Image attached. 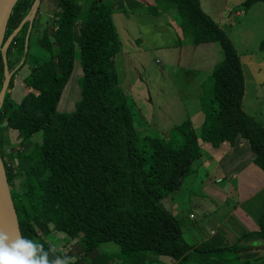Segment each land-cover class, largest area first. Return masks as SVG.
<instances>
[{
	"label": "trees",
	"instance_id": "16d2710c",
	"mask_svg": "<svg viewBox=\"0 0 264 264\" xmlns=\"http://www.w3.org/2000/svg\"><path fill=\"white\" fill-rule=\"evenodd\" d=\"M84 1L39 0L32 20L21 24L34 0H18L4 33L3 42L12 36L5 63L0 53V90L4 66L10 71L21 56L22 61L11 70L3 93L0 126L15 132L23 145L41 133V142L25 151L17 165H10L0 150L21 236L52 249L50 259L66 257L67 264L82 263L83 257H90L89 264H106L115 256L124 264H144L145 258L149 264L160 255L185 264L193 252L205 262L213 261L215 252L236 249H216L209 241L191 247L170 202L204 146L218 149L214 157L220 159L245 142L251 161L264 173V125L241 107L242 66L230 38L199 0H160L172 3L182 16L189 44L216 41L222 59L211 72L212 90L200 131L188 120L168 135L140 136L133 103L116 73L122 44L111 2L90 0L84 7ZM256 2L264 0H243L241 6L246 9ZM258 48L264 50V37ZM40 50L45 57L39 56ZM27 57L43 60L26 66ZM76 57L82 70L80 98L73 109L61 111L58 101ZM15 90L21 97L17 102ZM257 223L258 230L245 237H264V206ZM107 241L119 247L114 257L97 253L98 245ZM59 242L70 257L74 246L79 248L73 261ZM221 256L214 261L227 264ZM258 257L264 261V253L253 261Z\"/></svg>",
	"mask_w": 264,
	"mask_h": 264
},
{
	"label": "rangeland",
	"instance_id": "374dc122",
	"mask_svg": "<svg viewBox=\"0 0 264 264\" xmlns=\"http://www.w3.org/2000/svg\"><path fill=\"white\" fill-rule=\"evenodd\" d=\"M89 1H84V7ZM236 1L230 0V3ZM134 2V6L112 11V18L122 44V51L116 54V73L122 91L133 103L135 126L139 135H168L175 125L188 120L197 131H200L207 109L206 102L212 90L213 63H218L219 58L222 59L220 45L216 41L194 46L186 45L191 42L190 34L186 29H182L183 18L172 3H162L160 0H134ZM222 3L223 0H212L213 9L210 12L213 13L208 12L218 25L225 20V14L224 17L219 18L220 11H216ZM259 5L261 8L253 10L249 21L245 20L248 16L244 17V14H241L234 17L235 25H240L239 27H227L230 38L246 37L252 50L257 49L259 41L264 37V3ZM35 37L36 35L31 36L33 50L36 49ZM39 53V56L45 57L42 50ZM20 59L15 62L13 68L20 64ZM42 60L27 57L25 65L39 63ZM25 72L26 70L24 74ZM81 74L79 59L76 57L72 73L62 91L66 99L62 100L64 96L61 97L59 109L65 111L73 109L80 98ZM18 80L17 78V82ZM24 87L19 85L18 89L22 91ZM12 96L16 102L21 98L16 90L12 91ZM15 134L10 129L0 126V150L10 165H17L23 159L20 157L25 151L32 150L41 142L40 132L33 135L24 145L19 142V137ZM226 153H229L228 150ZM236 153L233 157L241 159L237 161L240 164L244 157ZM218 154H220L219 150L215 147L204 146L196 165L193 164L194 168L180 179L179 187L170 201L173 202L171 211L178 219L182 236L191 247L195 239L201 238L202 232L212 224V215H244L239 209H244L245 206L253 209L255 201L262 200V205L264 204V189L261 193H253L251 197L246 195L252 188L249 189V181L253 185L260 183L256 168L247 172H225L221 166H218L219 161L214 157ZM241 190L246 194L240 195ZM232 233V231L227 233L230 238H234ZM58 235L55 234L56 237ZM251 238V235L245 237V234H242L237 238L238 242L233 243L237 246L236 249L225 251L223 255L222 252H215L211 258L222 255L221 258L227 259V264H253V258L264 253V237H258L260 238L258 241H261L263 246L258 242L254 244L255 252L253 250L249 252V257L243 258V253L238 251L240 245L248 247L247 239ZM58 246H62L61 251L70 257L68 254L71 252L66 251L67 247H63L62 242H59ZM78 249L74 246L73 257L76 256ZM118 250V245L113 241H107L97 247V253L103 256L114 257ZM195 254V252L192 254L194 258H196ZM73 257L71 256L69 261H73ZM89 258L83 257L82 263L72 264H89ZM116 258L115 256L111 262L108 260L106 264H124ZM151 259L149 264L162 263L153 260V257ZM145 260L144 264H147V258Z\"/></svg>",
	"mask_w": 264,
	"mask_h": 264
},
{
	"label": "crops",
	"instance_id": "0c3cea01",
	"mask_svg": "<svg viewBox=\"0 0 264 264\" xmlns=\"http://www.w3.org/2000/svg\"><path fill=\"white\" fill-rule=\"evenodd\" d=\"M104 1L106 3L111 2L112 11L124 10L126 7H129L130 5L133 6L135 5L134 0H104ZM199 1L202 9L207 14L208 12L212 11L213 9L211 7L212 0H208V2H206V0H199ZM242 2L243 0H237L236 2L230 3V0L227 1L223 0L221 7L218 8V10H216V11H220L219 18L224 17L225 14V20L221 21L219 26L222 28V30H224V32H226L227 35H229L227 27L237 28L240 26V25H235L236 24L234 20L235 16H241V14H244V17L248 16V18H245V20L248 19L249 21L250 20L249 16H252L253 10L257 8L260 9L261 7L259 6L261 5H259V3H263V2H256L252 4L250 7L244 9L241 6ZM230 40L234 48L236 49V52L239 56L242 66L244 90L242 95L241 107L247 114L253 116L256 120H258L260 123L264 125V109L262 110V108H264V50H260L258 47L257 49L252 50L246 37H239L235 39L230 38ZM186 45L194 46L195 44H186ZM206 51H210V50H206ZM216 63L217 62L213 63L214 64L213 67L215 66ZM198 85L199 87L201 86L200 83ZM63 96L64 95H61V97ZM65 97L66 96H64L62 100H65L66 99ZM200 98L201 97L199 96V100ZM59 102L60 101H58V105ZM58 105H57L58 110H61L59 109ZM61 111H65V110H61ZM257 111H261V112H257ZM228 152L229 153H226L222 157H220V159H218L219 162H217L218 166H221L225 170V172L226 171L229 173L235 171L247 172L249 169L253 170V168H256L257 175L260 178V183H258V185L256 183L253 185L249 181L248 185H249V189L252 187L251 190H249L248 194L244 193V191L241 190L240 195L246 194L248 195V197L249 196L251 197L253 193H257V192L261 193V190L264 189V173L257 165H255L251 161L252 154L250 153L247 144L245 142H242L230 148ZM236 152H238L240 156L244 157V159H242L243 162L240 164L237 163V161L241 159H236L233 157V155L237 154ZM228 157H233V158L228 160L227 159ZM261 201L262 200L255 201L254 202L255 204L253 205V209H251L249 206H245L244 209L242 208L239 209L241 212L244 213V215L243 214L242 215H212V224L208 226L205 232H202L201 238L195 239V241L192 243L193 247L198 246L200 244H204L205 242L209 241L212 243V246H214V248L219 249V247H223L226 245H233L234 242H238L237 238L244 233L257 231L258 230L257 220L264 206V204L262 205ZM243 204H245V202H243ZM231 231L233 232L232 234H234V238H230L229 234H227L228 232ZM251 237H252L251 239L249 240L247 239V241H249L248 247L247 245H243V246L240 245L238 249L239 253H243L242 255L243 258L249 257L248 256L249 252H253V251L255 252L254 244L256 245L259 243L261 245V241H258L260 239L258 238V236L255 237L251 235ZM195 255L196 258L193 257L194 255H190V258L185 262V264H212V262L214 264H226L225 262L222 261H214L218 257L216 258L214 257L213 261L207 260L205 262H200L199 260L203 259V257L202 258L199 257H201L202 255L201 254H195ZM155 260L162 262L160 264H176L175 261H172L168 256L165 255H160ZM253 264H264V261L259 259L256 260Z\"/></svg>",
	"mask_w": 264,
	"mask_h": 264
},
{
	"label": "water",
	"instance_id": "95a60500",
	"mask_svg": "<svg viewBox=\"0 0 264 264\" xmlns=\"http://www.w3.org/2000/svg\"><path fill=\"white\" fill-rule=\"evenodd\" d=\"M18 0H0V53L5 63V50L9 44L10 37L3 42L4 33L7 27V22L10 17L13 6ZM39 0H34L27 16L21 21V24L24 20L29 22L32 20L35 10L37 8ZM20 26L17 27V29ZM29 30V26H28ZM13 34V33H12ZM26 47V46H25ZM26 48H24V51ZM22 61V59H21ZM21 63V62H20ZM11 71L8 72L7 66H4V81L2 88L0 90V103L2 101L3 93L8 83ZM0 232H5L8 234L10 239H15L17 236H21L17 214L13 205V201L10 194V187L7 181L5 167L0 156Z\"/></svg>",
	"mask_w": 264,
	"mask_h": 264
},
{
	"label": "clouds",
	"instance_id": "9594fccd",
	"mask_svg": "<svg viewBox=\"0 0 264 264\" xmlns=\"http://www.w3.org/2000/svg\"><path fill=\"white\" fill-rule=\"evenodd\" d=\"M51 251L26 237L10 239L7 233L0 232V264H67L66 257L50 259Z\"/></svg>",
	"mask_w": 264,
	"mask_h": 264
},
{
	"label": "bare ground",
	"instance_id": "6f19581e",
	"mask_svg": "<svg viewBox=\"0 0 264 264\" xmlns=\"http://www.w3.org/2000/svg\"><path fill=\"white\" fill-rule=\"evenodd\" d=\"M257 230V229H256Z\"/></svg>",
	"mask_w": 264,
	"mask_h": 264
}]
</instances>
